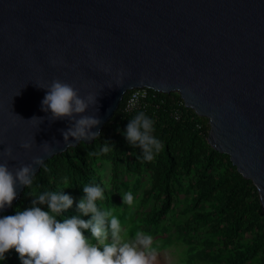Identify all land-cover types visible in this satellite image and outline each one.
I'll use <instances>...</instances> for the list:
<instances>
[{"label": "water", "instance_id": "1", "mask_svg": "<svg viewBox=\"0 0 264 264\" xmlns=\"http://www.w3.org/2000/svg\"><path fill=\"white\" fill-rule=\"evenodd\" d=\"M121 70L123 87L116 85ZM54 79L81 96L99 95L102 124L93 131L101 134L127 93H177L208 119L209 145L253 182L264 211V0H0V153L11 147L15 157L0 156V163L10 169L70 148L61 130L72 122L49 121L46 90L36 86ZM16 115L44 122L34 127ZM23 142L33 143L31 151ZM34 167L38 175L43 166ZM25 189L17 188L0 218Z\"/></svg>", "mask_w": 264, "mask_h": 264}, {"label": "trees", "instance_id": "2", "mask_svg": "<svg viewBox=\"0 0 264 264\" xmlns=\"http://www.w3.org/2000/svg\"><path fill=\"white\" fill-rule=\"evenodd\" d=\"M131 93L93 144L81 142L48 160L6 215L31 209L41 193L64 191L74 204L57 219L79 215L90 220L77 204L85 195L83 187L95 184L104 189L105 198L97 201L98 206L116 209L119 214L112 211L121 225L135 222L128 235L145 230L154 237L163 234L169 242L177 235L198 261L207 264H264V211L258 190L229 155L209 145L208 119L187 108L177 93L150 89L144 108L127 113ZM141 111L154 121L153 134L164 145L151 162L142 159V150L125 135L128 122ZM105 141L110 142V151L91 155ZM128 192L134 197L132 205L123 201ZM35 206L50 211L47 205ZM84 234L93 239L90 231ZM0 264L22 261L12 249Z\"/></svg>", "mask_w": 264, "mask_h": 264}, {"label": "clouds", "instance_id": "3", "mask_svg": "<svg viewBox=\"0 0 264 264\" xmlns=\"http://www.w3.org/2000/svg\"><path fill=\"white\" fill-rule=\"evenodd\" d=\"M103 70L110 72L111 69ZM125 75L123 70L118 73L117 86L123 87ZM139 83L143 85L144 80L141 79ZM36 86L46 90L42 111L51 113L49 121L68 119L72 122L67 130H61L68 147H74L69 142L70 138L76 142L93 141L102 135L99 131H93L102 124L97 115V93L89 92L81 96L79 89L59 79ZM162 87L166 89L167 85ZM90 109H94L95 114H85ZM24 121L39 127L44 118L34 116ZM154 131V121L142 111L127 124L126 139L133 147L142 150L144 161L151 162L163 150V142L154 136ZM32 141L35 142L34 137ZM109 145L110 142L105 141L98 152L91 155L108 153ZM21 147L31 151L33 143L23 142ZM42 148L45 155L51 156L54 152L47 142ZM0 156L15 159L11 147L6 148ZM34 165L44 166V159L34 157L30 164H22L15 169H10L7 161L0 163V211L12 206L19 186L28 188L32 185L36 176ZM83 192L85 195L78 202L77 209L84 216H91L87 221L79 215L57 219L58 215L67 212L74 204L73 198L64 191L41 193L35 198L31 209L17 210L15 215L0 218V258L4 259L6 253L15 249L22 264H157L158 251L153 247L151 235L137 231L134 239L123 240L120 220L112 210L98 206L97 201L105 198L102 187L85 185ZM123 201L124 204L132 205L133 194L126 193ZM36 204L47 205L50 211H43ZM86 230L91 232L93 239L85 236Z\"/></svg>", "mask_w": 264, "mask_h": 264}, {"label": "rangeland", "instance_id": "4", "mask_svg": "<svg viewBox=\"0 0 264 264\" xmlns=\"http://www.w3.org/2000/svg\"><path fill=\"white\" fill-rule=\"evenodd\" d=\"M115 213L119 214V212L116 209H112ZM133 211V209H131ZM130 211V212H131ZM124 211L122 212V214ZM131 225V226H130ZM130 225H121L122 227V238L123 240H131L134 239L135 236L128 235L129 230H131L132 226H135V222L130 223ZM127 232H126V231ZM146 230L152 231L151 228H146ZM144 233L145 230H142ZM153 232V231H152ZM174 233V229L172 231ZM147 234V233H146ZM171 234V233H170ZM153 237V247L157 249L158 251V257H157V264H207L203 261H198L194 255V251L190 250V247L179 241L177 238V235L172 236L171 242L165 240L166 236H163V234H159L158 236H152ZM163 248V249H159Z\"/></svg>", "mask_w": 264, "mask_h": 264}, {"label": "built area", "instance_id": "5", "mask_svg": "<svg viewBox=\"0 0 264 264\" xmlns=\"http://www.w3.org/2000/svg\"><path fill=\"white\" fill-rule=\"evenodd\" d=\"M149 95V89L145 88L132 91L127 100L125 111L127 113H131L144 108L145 102L148 100Z\"/></svg>", "mask_w": 264, "mask_h": 264}]
</instances>
